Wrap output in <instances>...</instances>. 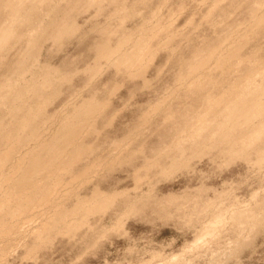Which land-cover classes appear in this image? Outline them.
Segmentation results:
<instances>
[{
  "label": "rangeland",
  "instance_id": "374dc122",
  "mask_svg": "<svg viewBox=\"0 0 264 264\" xmlns=\"http://www.w3.org/2000/svg\"><path fill=\"white\" fill-rule=\"evenodd\" d=\"M54 1H56L54 3L55 5L46 2V5L42 8L43 11H40V8L39 11L36 10L37 12L35 11L29 18L30 22H28L29 20H27V22L25 20L23 23L16 25V27L21 26L19 29V33H21L19 37L22 34H34L32 33L34 29L31 31L30 28H35L42 19L46 21V28L49 27L50 24L53 25V23L55 26H50V29L47 28L49 31L44 30L43 34L39 33V37H34L33 41L35 44L33 43V45L27 44L26 47L23 41H28L26 38L29 36H21V39L18 37L15 39L16 41L13 40V42L18 43L22 41V43L19 42L16 45L13 44V42L10 43V46H12L11 52L8 51L9 47H7V49L5 48L7 53H5L6 51L3 52L4 54L1 53L0 62L3 61L2 57H5V54H8V52L10 53L0 64V78L3 76L0 83L3 81L6 82V78L8 79L11 76V82H18V85L13 82L17 88L19 85L23 86V83H26V81H24L26 79L28 80L27 82L30 83L29 77L31 78L32 73V78L37 77L35 71L23 68L22 71L31 72V75H25L26 79L24 77V82L21 80L19 84L20 80L16 78H19L21 72L20 64L25 61L28 62L29 66L34 68L39 67L35 69L36 72L49 65L47 68H57L56 70H54L55 68L52 69L57 72L58 75L55 78L53 86L55 90H59V94L52 89L54 87H49L48 89L50 91L46 88L48 91V94L46 93L47 95L51 93L53 95L55 92L57 93V95L55 94V98L50 95L53 103L51 99H49L50 96L44 95L45 93L41 94L42 97L38 96V98L36 95H32V97H36L37 99L32 98L31 95H27L31 98L28 97L31 102L24 96L25 99L23 100H26L24 102L28 104L27 108L22 105L23 100L19 102V104L22 105L20 106L18 103H14L12 101L13 99H8L9 97H6L9 102L4 100L6 105L2 102L3 100L0 99V113L5 110L2 109L1 111V108L5 107H7L10 112L9 107L13 104L14 106L19 105V107L24 108L22 109L24 110L23 113L21 112L22 115L20 114L22 110L20 109L19 111V109H16V112L18 111L19 114L16 113V115H14L16 117L19 115V118L17 117L18 119H15L16 117H13V119L9 117L13 112L9 114V112H6L7 110L3 112L4 114H0V120L1 117L3 119L0 122H4L2 123L3 126H0L1 138L4 137L6 139L7 136L15 134L16 132L13 130L16 131L20 117L22 116V120L26 114L28 115L38 106V103L40 104L41 102L42 105V101L45 102L44 100H47L44 98L49 99V101L47 100L48 105L46 103L47 106H43L45 112L42 111L44 114L40 113L41 118L37 117L36 121L39 127V129H37L38 131L43 132L42 129H46L45 132L47 131L46 134L48 135H45V133L41 135L47 136L48 140H46L45 136L43 138L42 136L40 137V135L39 137L36 136L40 133L36 130L38 133L35 136L38 137V139H36L38 142L39 138L41 140L45 139L42 140L44 142H50V136H52L54 132L57 134L58 131L56 128L62 126L61 119L67 118L71 112L73 115V112L83 101L85 104L88 100L91 102L96 100L97 103H94L98 105L93 106H98L99 108L97 107V109L100 111H96L97 113H94V116L92 115L93 118L91 119L93 120L90 119L88 122L82 124L83 129L81 127H79L80 129L78 128L80 131L76 136L74 135V137L76 139L81 132V136H78V138L82 137L80 140L81 142L79 139L77 141L73 136H71L73 139L69 136L70 141L75 140V142H80L79 145H82L81 147L76 142L77 144H72L73 147L74 145L77 147L79 146V148H83L85 151L81 149L82 152L80 150L83 156L81 155V157L79 156L76 158L80 159L75 162V165L74 162L71 161V158L73 156L76 157L77 154H81V152H77L79 148L76 147L75 152V148L71 146L70 141L72 150L68 142V145L66 144L67 147L63 145V148L69 147L68 149H64V151L69 150V153H71L70 151L74 150L75 154L71 153L73 156L71 155L72 157L70 156V158L68 157V152H66L68 153L67 155L66 153L65 155L63 154L61 143L59 147H56L58 151L62 150V155L66 156V161L70 160L71 162H69L73 163L72 167L69 166V162H67L68 164L64 163L65 165L62 164V170L61 168L57 170L60 165L54 167L56 168L55 171L59 174H55V177H59L60 179L57 178V180L53 176L55 172L53 169L54 172L49 174L54 178L50 179V175L47 174L52 181L46 178L47 180H44L45 184L44 181H40L43 185H40V183H38L39 185H35L37 188L32 185H23L22 188V186L18 184L19 189L17 186V189H13L14 187L12 188L14 192L16 191L15 193H18L16 195L11 191L12 189L10 187L12 186L7 187L4 183L2 184L4 187L1 186L0 188V201L4 196L7 198L8 195L5 194L6 192H12L9 194L8 199L14 197L16 201L15 202L14 199L11 198V200H9V205L8 201H3V204H7L11 209L9 210V207L5 205V208H3L5 210H2L7 214L8 212H12V209H15L14 206L19 201H17L16 198L18 195H21L24 201L25 197L30 193L33 195L32 197H34L35 202L31 198L34 204L27 199H25L24 202L20 200L21 202L16 204L18 209V207L23 205L22 203H24V205L28 201V204L30 203L31 205L32 203L33 205L31 206L28 204L25 205L26 207H30L27 208L29 212L23 205L24 208H22L24 211L26 210V213L24 211L20 213L19 211L23 210L21 208L18 209L19 211L16 209L18 212L14 210L16 215L13 211L11 216L0 211V213H2L0 217L5 222L0 220V223H4L3 225L7 224L10 227L5 225L4 227H8V229L4 227L3 229H7L6 231L10 230V232H7L8 235L3 234L5 232L1 229L2 225L0 224V230L3 231H1L2 234L0 233V264H264V156L260 159L255 152L257 155L253 153L249 160L245 158L242 159L243 157H236L231 158V160H233L231 161L229 159L231 157L230 155H219L220 152H224L222 149L225 147V143L224 146L222 145L223 148L220 145L222 149L220 147H207L208 149L203 150L202 148L201 150L197 149L203 153L200 155H197L198 151L194 150L197 152H195L196 156L195 153L193 155L191 153L192 150L188 148L189 151H187L186 154L192 157L190 158V156L188 157L186 155L185 158L181 160L183 161L188 158L187 164L184 160L182 162L184 166L182 167L180 166L181 162L177 163V168L172 165L169 166V168H175L176 171L172 168L173 171L170 172L171 169H169L168 166L166 167V165L170 164V158L169 160H165V158L161 160V162L165 163V165L164 163L159 165L163 168L165 166L164 169L166 173L163 172V174L161 170L164 171V169H160L157 164L162 157L160 156L159 158V153L155 152L156 150L159 152L161 149L162 151L166 149L163 147V144H165L167 140L165 144L167 146L171 139L168 141L169 139L167 137H163H169L171 134L174 135V130L182 127V125L179 126V124H182V120L185 121L186 117H188L189 120V116L191 120L196 114L204 113L202 109L200 110L201 112L198 110L200 106L196 105L198 101L200 103L204 99H207L206 97H210L213 94V96L218 95L222 90L225 91L224 88L227 89L231 84L234 85L233 83H237L241 90L243 87L246 89L248 86L257 87L264 85V0ZM54 1L51 0V2ZM48 2H50V0H48ZM49 6L57 9L55 10L56 12L54 11V14L52 7L51 10L48 8ZM117 7L118 10H116ZM6 13H9V11L7 12L6 10L5 13L4 11L2 12V16L0 17L1 20L4 21V19L7 18V16L4 15ZM48 13L52 14L50 16V18L52 17L51 20L47 18L50 15H47ZM56 14L59 16V18L57 17L58 19L56 18L57 20L54 19ZM56 21L58 22L55 23ZM57 26H59V29ZM62 28H64V30ZM137 29H139V31L140 29H142V31L145 29L146 31L151 30L152 33L151 31L147 32V35L150 33L148 35L149 38L148 36H144L145 38L143 37V39H141V37L134 39V41L131 40V42L126 45L127 47L125 46L122 50L125 52L127 50L128 53L135 52L134 44L136 45V43L141 40L138 46V48H141L140 50H142L141 52L143 55L140 64L136 66L138 68H132L134 71L126 64V68H124L125 66H123V68H118L117 66L119 65L116 66L117 60H115V58H118L120 55L113 57V59H109L107 52H105V47L109 43L111 49L110 47L108 48L109 44L106 48L111 52L113 51L112 48L116 49V46L120 48L119 44L123 39L126 40L131 38L132 34L133 37L135 35L136 37L138 36L140 32ZM62 30L67 33H64ZM28 31L30 32L29 34H27ZM58 31L63 33L59 34ZM146 31L144 32L146 33ZM58 34L62 36L59 37ZM22 37L25 38V40ZM40 37L43 38L42 42H40ZM103 43H105V46ZM13 45H15L14 48ZM28 47L31 51L27 49ZM234 47L239 49L235 56H229V59L228 56H224L229 49L231 50ZM37 48L39 50H37ZM215 49L223 52L224 55ZM24 50L27 53L30 51L26 57L22 56L23 54L27 55V53H24ZM32 50H34L35 53H33ZM214 50L216 51L217 59L219 60L221 58L218 54L219 52L220 55L228 60L226 62V59L222 58L225 60L222 61L227 64L221 62V60L217 61V59L214 58L216 57L214 55ZM95 51L98 52L97 55L101 53L102 58H100V56L98 57ZM21 52L23 54L19 55ZM210 54L214 56L213 58L215 60L209 57ZM29 55L32 58L28 61ZM20 56L24 57L25 60L21 59L22 57L20 58ZM208 57L211 60L208 61ZM205 58L208 64L203 63L205 62ZM249 58H251L252 63L257 66L256 69H258V71L255 70L250 72L251 67L247 62L244 63L245 65L243 64L244 66H241L242 64H240V62ZM198 62L199 64L202 62L203 65L193 70V64L196 65ZM217 62H221V64ZM32 64H35V66ZM96 65L99 67L97 68ZM189 65L192 67L191 71L189 69L190 67H188ZM12 66L14 68H12L13 71L11 69ZM140 67L144 69L141 73L142 75L136 70L140 69ZM129 69L132 71L130 72ZM135 72H137V74ZM189 72H193L190 74L193 78L189 77L192 83L186 77L189 75ZM132 73H135L136 76ZM61 74L62 76L68 75L67 81L60 82V80H64V78L60 79ZM194 74L195 76H193ZM183 76L187 79L183 80ZM180 78L182 82L185 81V83L190 86L187 85L189 89L185 88V83H181ZM206 78L210 80L207 81ZM56 79H58L59 84L56 82ZM192 79L197 81L200 80L199 82H195ZM28 83L24 85L25 88ZM55 85L59 86L57 87ZM21 86L18 88L24 91V86L22 88ZM17 91L20 90L17 89ZM41 92L43 93V90ZM2 94L4 95V92H2L1 95ZM0 97L3 99L2 96ZM39 97L42 99L40 98L39 100ZM32 99L34 100L32 101ZM10 101H12L13 104H10ZM33 102L37 104L35 103V105ZM203 102H205V100ZM23 104L25 105V103ZM203 104L205 105L206 103ZM30 105H32L31 109L33 107L32 110L28 109ZM65 105L66 107H64ZM38 107H40V105ZM79 107H81V105H79ZM189 107L194 108L191 109ZM222 107L223 106H220V108L218 107V111H221ZM25 109L30 111L25 113ZM223 109L224 107L222 111ZM12 110L14 111V109H11V111ZM192 110H198V112L195 113ZM186 111L187 115L185 114ZM7 114L8 118H6ZM57 114L59 117L60 114L66 115H64L63 118H59ZM54 115L59 119H56ZM72 115L70 116L72 117ZM192 115L195 116L193 117ZM48 116L50 119L53 118V120L50 121ZM5 118L6 120L4 121ZM10 118L14 121L11 122V120H9ZM204 118L205 120H203V122H208L210 116H204ZM39 119L40 121L42 119L41 124L44 122L46 123L40 125ZM257 119V121L261 123V119ZM255 120L256 119H254V121ZM263 120L264 118L262 121ZM194 121V123L197 124L199 122L196 120ZM210 121H212L211 118ZM178 122L180 123L176 124ZM12 123L16 128L12 126ZM51 123L52 126H49ZM58 124L60 126H56ZM75 124L74 126H76ZM258 124L259 122L256 125ZM176 125L179 127L177 126V128H175ZM198 126H200V123ZM241 126H244V123ZM245 126L249 127L250 125L246 124ZM251 126L245 129L240 127L241 129H239L241 132L244 129L243 131L246 133L251 129ZM52 127L55 128L57 132L55 129L53 130ZM48 128H51L49 129L50 134ZM10 130H12V134H9L11 133ZM8 131L10 132L8 133ZM29 133H24L20 139L23 140L26 136L24 140L28 137V143L31 139L37 142L33 140L34 138H30L32 135L30 134L29 136ZM206 133H208V131H205L203 136L207 135ZM240 133L238 132L239 137L245 134L242 132V134L239 135ZM13 136L16 137V135ZM2 140L3 139L0 141V147L3 146L4 140ZM228 140L227 142L229 143L231 139ZM6 141L7 140L4 142L5 148L2 147V151L0 150L4 153L7 151H3L7 149L5 145V143H7ZM42 141L39 142V144L37 142L35 145L33 144L35 142H30L31 144L29 143L28 147H24L23 143H26L25 145L28 143L23 141V143L21 142V145H23V147L21 146L22 150L19 140L17 143V145L19 144L18 149L15 147L16 151L12 153V158L10 157L11 160L9 159L2 170L4 171L2 172L3 178L15 172L16 165L14 166V164L16 162H18L19 167L23 166L25 168L30 159H35L34 156L38 158L39 155V158H44L45 160L52 158L51 155L47 154L48 150L46 152L44 151L46 149L40 147ZM62 141V143H64L65 140ZM227 142L226 145H229ZM261 142V140L255 141V144L259 149L264 151V143ZM9 145L8 143V149ZM19 147L21 150H19ZM26 148H31V152L33 149H35V152L37 148L44 150H42V152H40V150L36 151L33 153V157L29 158L26 153ZM210 148L214 150L209 151ZM86 149L88 151H86ZM17 150L20 152L18 153ZM122 150L125 151L123 152ZM43 151L46 152L47 155L43 153ZM121 151L127 157L129 156L133 159L128 157L127 160L126 157V162L122 161L120 163V160H125L121 158L122 156L125 157V155H122ZM24 152L26 155H24ZM109 152L111 154L114 153L111 155ZM41 153L43 155H40ZM116 153H118L117 156L121 153V157L119 156L120 159L114 158L117 157L115 155ZM154 154L157 155V157ZM21 155L29 159L27 162L26 160L24 161L25 165H23L22 162L23 159L26 158L24 156V158H21ZM45 155L51 157L47 159V157H43ZM104 155L108 160L112 156L115 160L111 159V157L110 161L114 162L106 161L107 159L104 158ZM109 155L110 157H108ZM153 155L155 156V160L158 158L156 160L157 162H155ZM67 157L70 159H67ZM17 158L22 161L19 159L17 161ZM101 158H103V160ZM96 159L100 162L102 160L103 164L101 163L102 165H100L99 162L95 161ZM146 159H152L153 161L150 160L149 162L151 164L148 165V163H145ZM73 160L76 161L74 157ZM63 165L64 167L68 165L67 169H65ZM134 166H136V169L139 168V173H134L136 170ZM144 166L148 169V173L144 170ZM148 166H150L152 171H150ZM11 167H13V169ZM87 167L90 169L86 172L85 168ZM83 171L85 173H83ZM6 172L9 173L6 174ZM141 176L143 178L142 180ZM147 176L148 178H145ZM136 181L138 183H135ZM30 186L31 189L33 187L35 190L33 191L32 189L30 191ZM23 189H26V191ZM40 189L41 191L43 189L47 190V192L45 191L46 194L44 190L42 191L46 196L49 195L47 196L49 197L47 201V197L44 198L43 196L45 195L40 194ZM22 190L27 193L24 194ZM98 190L101 193H99ZM35 191L43 196L37 195V192L35 194ZM94 191H96V193L98 192V195L104 192L105 196L108 192V197L114 192L113 194L115 196L111 195L110 198L112 197L111 199L113 201H109L110 199H107V196V198H105L103 197L104 195H101V199L104 198L103 201L99 198V205L96 204L95 206H97V209L98 206H102V208L100 207L97 210L95 206H92L96 203L95 200L98 201L100 195L96 196L97 194H94ZM48 192L52 194H47ZM30 194L28 199H30ZM38 197L40 199H37ZM83 197L86 202L82 200ZM86 197L89 199L92 197L91 200L93 201L91 202V207L96 210H94V212L92 210L93 213H88L83 208L87 205ZM93 197L95 199H93ZM4 198L2 200H4ZM41 198L43 199L41 200ZM91 200L88 201V204ZM78 201L86 205L84 206V204L82 205ZM76 202L83 206L80 208V205H77L81 211L77 208ZM101 202H103L104 207L103 204H100ZM18 204L21 205L19 206ZM6 207H8L7 209L9 211H7ZM89 207L86 206L88 211L91 209ZM129 209H131V212ZM59 213L62 216H60ZM58 218H61L59 220L60 222L57 220ZM49 220L53 224H51ZM55 220L58 221L57 224ZM47 223L48 226L46 227ZM43 226L46 228L42 229ZM47 228H49V230ZM115 230H117V232Z\"/></svg>",
  "mask_w": 264,
  "mask_h": 264
},
{
  "label": "bare ground",
  "instance_id": "6f19581e",
  "mask_svg": "<svg viewBox=\"0 0 264 264\" xmlns=\"http://www.w3.org/2000/svg\"><path fill=\"white\" fill-rule=\"evenodd\" d=\"M52 1H54V0H52ZM58 1V0H57ZM62 1H64V0H62ZM46 2L47 3H55L56 1H54V2H51V0H50V2H48V0H0V17L2 16V12L4 11V13L6 12V10H7V12L9 11V13H6V14H4V15H6L7 16V18H5L4 19V21L3 20H1L0 19V58H1V53L2 54H4L3 52H5V53H7V47H9L8 49V51H12V46H10V43L11 42H13V40L14 41H16L15 39L16 38H18L19 37V34H21V33H19V29H20V27L21 26H17L16 27V25L17 24H19V23H23V21H25L26 20V22H27V20H29V18H30V16L37 10V11H39V8H40V11L42 10L43 11V7H44V5H46ZM59 2H61V0H59ZM106 2V1H105ZM55 5V4H54ZM57 5V4H56ZM51 7L52 6H49L48 8H50L51 9ZM54 7H56V6H54ZM52 9H53V14H54V11L55 10H57V9H54L53 7H52ZM51 9V10H52ZM116 10H118V7H117V9ZM36 11V12H37ZM56 12V11H55ZM36 14V13H35ZM50 13H48L47 15H49ZM58 14V13H57ZM57 14H56V17L54 18L55 20H57L58 18H59V16H57ZM46 15V16H47ZM52 14H50L47 18H49V20H51V18H50V16H51ZM64 16V15H63ZM58 17V18H57ZM57 18V19H56ZM48 20V19H47ZM48 20V21H49ZM54 20V21H55ZM61 21H63V20H61ZM28 22H30V20L28 21ZM45 19H42V20H40L39 21V23L35 26V28L33 27V28H30L31 29V31H32V29H34L33 31H35V32H33L32 31V33H34V34H31L29 31H28V33L27 34H29V35H21V36H29V37H27L26 39H28V41H26L25 40V38H23L25 41H23V43H25V45H26V47H27V44H29V45H33V43H34V37H36V36H38V35H40L39 33H42L43 34V32H44V30L46 31L47 30V28H49L50 26H53L54 25V23H53V25H49V27H45ZM58 21H56L55 23H57ZM59 22H60V20H59ZM60 24H61V22H60ZM59 24V25H60ZM64 24V23H63ZM57 25V24H56ZM14 26H15V28H14ZM47 26V25H46ZM55 26V25H54ZM61 26V25H60ZM122 26V25H121ZM59 26H57V28H58ZM14 28V29H13ZM46 28V29H45ZM140 28H142V27H140ZM149 28V27H148ZM158 28V27H157ZM50 29V28H49ZM59 29V28H58ZM63 30H64V28H62ZM143 29V28H142ZM142 29H140V31H139V29H137L139 32V34H138V36L136 37V35H135V33H134V37H133V34H132V36H131V38H129V39H126V40H124L123 39V41L122 42H120V44H119V46H120V48H118V46H116V49H114V48H112L113 49V51L111 52V51H109V50H107L109 47H110V49H111V45L109 44H107L108 45V48H106L107 47V45H106V47H105V52H107V56H109L108 58L109 59H113V57H117L118 55H120V56H118V58H115V60H117L116 61V66L117 65H119V66H117L118 68H123V66H125L124 68H126V65L130 68V69H132L133 67H136L137 65H139L140 64V61H141V57L143 56L142 55V50H140L141 48H138V46H139V42L141 41V40H139V42H137L136 43V45L134 44V46H135V49L134 48H132V49H134L135 50V52H133V53H131V52H127V50H126V52L124 51V50H122V49H124V47L128 44V43H130L131 42V40H133L134 41V39H136V38H141V39H143V37L145 36H148L150 33H148V35H147V32H149V31H151V30H147L146 31V29L145 30H143L142 31ZM62 30V31H63ZM47 31H49V30H47ZM60 31H61V29H60ZM60 31H58L59 32V34H62L63 32L65 33L66 31H63V32H60ZM68 31V30H67ZM136 31V30H135ZM144 31H146V33L144 32ZM20 32H21V30H20ZM142 32H144V33H142ZM67 33V32H66ZM137 33V32H136ZM151 33H152V31H151ZM24 34H25V32H24ZM58 34V36L59 37H61L60 35ZM131 34V33H130ZM52 35H54V34H52ZM21 36L19 37V39H21ZM45 36V35H44ZM43 36V37H44ZM110 36H111V34H110ZM39 37V36H38ZM47 37V36H46ZM52 37V36H51ZM144 37V38H145ZM41 38V41L40 42H42L43 41V38L42 37H40ZM57 38V37H56ZM148 38H149V36H148ZM38 39V38H37ZM44 39H46V38H44ZM58 39V38H57ZM38 40H40V39H38ZM19 41V40H18ZM17 41V42H18ZM108 41V40H107ZM20 42V41H19ZM18 42V43H19ZM18 43H14L13 42V44H18ZM20 43H22V41L20 42ZM133 43V42H132ZM142 43V42H141ZM144 43V42H143ZM146 43H147V41H146ZM35 44V43H34ZM101 44H102V42H101ZM104 44V46H105V43H103ZM15 45H13V48H14V46ZM28 45V46H29ZM146 45V44H145ZM103 46V45H102ZM32 47H34V46H32ZM93 47V46H92ZM96 47H99V46H96ZM127 47V46H126ZM143 47H144V45H143ZM142 47V48H143ZM6 48V49H5ZM10 48H11V50H10ZM104 48V47H103ZM147 48V47H146ZM25 49V48H24ZM27 49H29L30 50V48L28 47ZM32 49V48H31ZM34 49V48H33ZM119 49V50H118ZM131 49V50H132ZM14 50V49H13ZM36 50V49H35ZM37 50H39L38 48H37ZM114 50H115V52H114ZM130 50V51H131ZM216 51H219L220 50V47H219V50H217V49H215ZM214 50V51H215ZM239 49L238 48H236V47H234L233 49H229L228 50V52H226V54L227 53H229V54H225L224 55V53L223 52H220L222 55H224V56H228V59H229V56L231 57V56H235L238 52ZM27 51V50H26ZM31 51V50H30ZM30 51H28V53L30 52ZM33 51V53H35L34 52V50H32ZM124 51V52H123ZM216 51L214 52V55L216 56V57H214V56H212L213 55V52H212V55L210 54L209 55V57H212L211 59H213V60H215V59H217V54H216ZM222 51V50H221ZM10 52H8V54H5L6 56L7 55H9V53ZM23 52V51H22ZM21 52V54H19V55H22L23 53ZM145 52V51H144ZM148 52V51H147ZM218 52V54H219V56H221V58L219 59V60H221V62H223V61H225V60H223V59H226L224 56H222V55H220V53ZM24 53H27V52H25V50H24ZM28 53H27V55H25V54H23L22 56H28ZM39 53V52H38ZM97 53L98 52H96L95 51V54L97 55ZM123 53V54H122ZM37 54V53H36ZM5 55H3V56H5ZM35 55V54H34ZM146 55H147V53H146ZM5 56V57H6ZM22 56H20V58L22 57ZM98 57L100 56V58H102L101 56H102V54L101 53H99L98 55H97ZM5 57H2V60L4 61V59H5ZM208 57V58H209ZM215 59H214V58ZM30 58V59H29ZM29 58H28V61L29 60H31V56L29 55ZM35 58V57H34ZM207 58V60L209 61V60H211L210 58L208 59ZM223 58V59H222ZM21 59H23V60H25L24 59V57H22ZM21 59H19V60H21ZM19 60H18V62H19ZM96 60V59H95ZM114 60V61H115ZM205 60V62H203ZM202 62L204 63V64H208L207 62H206V58L204 59ZM218 59H217V61H219ZM223 60V61H222ZM2 61V62H3ZM97 61V60H96ZM228 60L226 59V62H227ZM2 62H0V64L2 63ZM200 63L199 64V62H198V64H196V65H194L193 64V70L194 69H197V68H200L202 65H203V63ZM221 62H217L218 64H221ZM226 62H223V63H226ZM249 63L250 64V67H251V71L250 72H252V71H258V69H256V67L257 66H255V64H253L252 63V59L251 58H249V59H247V60H245V61H242V62H240V64H242L241 66H244L245 64L244 63ZM222 63V64H223ZM252 63V64H251ZM114 64H115V62H114ZM126 64V65H125ZM227 64V63H226ZM244 64V65H243ZM18 65V64H17ZM33 65V64H32ZM122 65V66H121ZM192 65V64H191ZM191 65H189L188 67H190L189 69H190V71H191ZM223 65H225V64H223ZM248 65V64H247ZM20 66H21V72H20V74H19V78H16V79H19V80H17V81H19V84H20V82H21V80H22V82H24V81H26V83H28L27 81V79H26V77H25V75H31V72L30 73H28V72H24L25 70H23L22 71V69L24 68V69H26V70H31V71H35V75L37 76V77H33L32 78V76H33V73H32V75H31V78H32V80H31V78L29 77V81H31L30 83H28L27 85H26V88H25V82L23 83L24 85V91L22 90L21 91V89H19L18 87L19 86H21V85H19V86H17V88H16V85H14L13 84V82H15V84L17 83V85H18V82H16V81H13V82H11V80H12V78H6V82L5 81H3V82H5V83H0V84H2V85H0V96H2L3 97V99L0 97V99L1 100H3L2 102H4V100L5 101H7V102H9V100H7L6 99V97L8 98V99H13L12 101L14 102V103H18L19 104V102H21L23 99H25V98H27L28 100H30L31 98L29 97L30 95H31V97H32V95H36V97L38 98V96H41V94H44V95H47L48 93V91H47V89L49 88V87H54L53 85H54V82H55V78L58 76L57 75V72H55L54 70H56L57 68H55V67H52V69L53 68H55L54 70H52L51 68H47L48 66H45V67H43L42 69H39L37 72H36V68H34V67H32V66H29V64H28V62H23L22 64H20ZM33 66H35V64L33 65ZM36 66H37V62H36ZM38 66H39V64H38ZM96 67L98 68L99 66H97L96 65ZM128 67H127V69H128ZM13 68V66L11 67V69ZM39 68V67H38ZM37 68V69H38ZM41 68V67H40ZM136 68H138V67H136ZM143 67H140V69H136L137 71H139L140 72V74L142 73V71L144 70V69H142ZM14 69V68H13ZM13 69H12V71H13ZM96 69V68H95ZM100 69V68H99ZM130 69H129V71H130ZM142 69V70H141ZM93 70V69H92ZM126 70V69H125ZM133 70V69H132ZM131 70V71H132ZM95 71V70H94ZM93 71V72H94ZM97 71V70H96ZM128 71V70H127ZM128 71V72H129ZM130 71V72H131ZM134 71V70H133ZM90 72H91V70H90ZM98 72V71H97ZM101 72V71H100ZM138 72V73H139ZM11 73V72H10ZM14 73V72H13ZM25 73H28V74H25ZM89 73V72H88ZM136 74H137V72H135ZM135 73H132L133 75H135L136 76V74ZM193 73V72H192ZM192 73H188L189 75L190 74H192ZM8 74V73H7ZM187 74V75H188ZM14 75V74H13ZM12 75V76H13ZM16 75V74H15ZM29 75V76H30ZM142 75V74H141ZM186 76L188 79H189V81L192 83V81L190 80V78L192 77L191 75L190 76ZM9 76V75H8ZM65 76V75H64ZM62 76V74H61V76H60V79H62V78H64V80L62 79V80H60V82H62V81H67V79H68V75L67 76ZM193 76H195V74L193 75ZM3 77V76H2ZM1 77V78H2ZM13 77H15V76H13ZM24 77H25V79L26 80H24L23 81V79H24ZM72 77V76H71ZM184 77V76H183ZM190 77V78H189ZM0 78V80H2ZM181 78H182V76H181ZM180 78V81H181V83H185V81H183L182 82V79ZM187 78H183V80L184 79H187ZM193 78V77H192ZM59 79V78H58ZM58 79H56L57 81L56 82H58V84H59V81H58ZM194 79H196V78H194ZM194 79H192V80H194ZM70 80V79H69ZM200 80V79H199ZM199 80L197 81V80H194L195 82L197 81V82H199ZM206 80L208 81V80H210V79H208V78H206ZM187 81V80H186ZM188 82V81H187ZM194 83V82H193ZM13 84V85H12ZM186 84V83H185ZM184 84V86H185V88H187V85L188 84H186L185 85ZM190 84V83H189ZM234 85H232L231 84V86L229 87V88H224L225 89V91L224 90H222V92L221 93H219L218 95H216V96H210V97H206L207 99H204L205 100V102H203V103H206L205 105L202 103V102H200L199 103V101H198V104H196L197 103V101H196V105H200L199 107H198V110L200 111L201 109L204 111V113H200V114H196V116L195 115H192L194 118H192L191 120H190V116H189V120H188V117H186L185 119L186 120H188V121H184V120H182V124H179L180 122H178V123H176V124H179V126L180 125H182V127H179L178 125H176V127L175 128H177V126L179 127V128H177V129H175L174 131V135L173 134H171L170 136H172L171 138H169L168 136H165V137H163V138H168L169 140L168 141H170V139H171V141H170V143L166 146L165 144L167 143V140L165 141L166 143L165 144H163L164 146L163 147H165L166 149H164L163 151H162V149L158 152L157 150L155 151L156 153H159L158 155H159V158H160V156L162 157L161 159H159V161L157 162L156 160L158 159H156L155 160V156L157 157V155H153L154 156V160H155V162H157V164H158V166L159 165H161L162 163H164V162H161V160L163 159V158H165V160L166 159H168L169 160V158H170V164H168V165H166V167L168 166V168H169V166H174L175 168H177L176 166H177V163H180V166L182 167V166H184V164L182 163L184 160V162H186V164L188 163V158H186L187 159V161H186V159H184L183 161H181L183 158H185V156L187 155L188 157L190 156L189 154H186L187 153V151H189V150H192V154L194 155V153L196 152V151H194V150H197V149H200L201 150V148H202V150L203 149H208L209 147H215V148H217V147H220V145H221V147H222V145L224 146V143H225V147L222 149L221 147V149L224 151L223 153L222 152H220V148H219V152H220V156H222L223 154H225V156H228V155H230L229 157V159L231 160V158H236V157H243L242 159H250L251 157H252V154L253 153H255L257 156H259V158L261 159V158H263V156H264V151L263 150H261V149H259L258 148V146H256V144H255V141H258V140H261L262 142L261 143H264V120L262 121V119L264 118V85H262V86H257V87H252V86H248V87H246V89L244 88H242V90L240 89V86L237 84V83H233ZM252 84H253V82H252ZM61 85V84H60ZM23 86H21V88L23 87ZM55 86H59V85H55ZM189 86V85H188ZM56 87V88H57ZM190 87V86H189ZM189 87L187 88V89H189ZM194 87V86H193ZM47 88V89H46ZM17 89L18 90H20V91H17ZM43 90V93L41 92L42 90ZM46 89V90H45ZM51 89V88H50ZM52 89H54L55 90V87L54 88H52ZM51 89V90H52ZM59 89V88H58ZM44 90H45V92H44ZM49 90V89H48ZM50 91V90H49ZM56 92H58L57 90H55ZM2 92H4V95L2 94L1 95V93ZM54 93L53 95H52V93L50 94V95H52V96H54V98H55V94L57 95V93ZM187 92V91H186ZM47 93V94H46ZM202 93V92H201ZM58 94H59V92H58ZM95 94V93H94ZM27 95H29V96H27ZM50 95H47L48 97L50 96ZM210 95V94H209ZM24 96H25V98H24ZM46 96V97H47ZM93 96V95H92ZM30 99H29V98ZM36 97H32V98H36ZM42 97V96H41ZM41 97H39V100H40V98ZM51 97V96H50ZM49 97V99H51V101H52V97L50 98ZM203 97V96H202ZM36 98V99H37ZM44 98V97H43ZM75 98H77V97H75ZM93 98V97H92ZM203 98H205V97H203ZM202 98V99H203ZM34 99H32V101L34 100ZM42 99V98H41ZM44 99H47L48 101H49V99L48 98H44ZM43 99V100H44ZM80 99V98H79ZM90 99H91V97H90ZM201 99V100H202ZM47 100H44L45 102H43L42 101V105H41V102H40V104L38 103V106L40 105V107H38V106H36V108H34V110L33 111H31L28 115L26 114L23 118H22V120H21V112L23 113V111L24 110H22V109H24L23 107H19V105L20 106H26V108H27V106H28V104L26 103V102H24V101H26V100H23V102H22V105L21 104H17L18 106H14V104H13V102L12 101H10V104L12 103L13 105H11V107H14V108H11V107H9V109H10V112L8 111V108L7 107H5V108H1V111H2V109H5V110H7L6 112H9V114H11V112H13L12 113V115H16V113L17 114H19L18 113V111L16 112V109L18 110L19 109V111H20V109L22 110V111H20V121L18 122V121H16V122H18L19 124H18V126H17V123L15 122V124H16V126H17V128H16V126H13V123H12V126L13 127H15L16 128V131L15 130H13L12 128V130L14 131V132H16L15 134H12V130H10L11 131V133H9L10 131H8V133L9 134H12V135H10V136H7V138L5 139L4 137H2L1 138V135H0V138L1 139H5V140H7L6 142L7 143H5V145H6V148L7 149H4L5 148V146H4V142H5V140H4V142H3V146L2 147H4L3 149V151H6L5 153L4 152H1L2 150H1V148L2 147H0V188H1V186H3L2 184L4 183L5 185H7V187L8 186H12V187H10L11 189L13 188V189H15L16 188V186H17V188L19 189V187H18V184L20 185V186H22V188H23V185H32V186H35V185H39L38 183H40V185L42 184L43 185V183L42 182H40V181H46L47 179L46 178H48L49 179V177L47 176V174L48 175H50V174H52L55 170H56V168H54V167H58V165H62V164H66L67 162H69V161H66L65 159H66V156H64L65 155V153L66 152H68L69 153V150H67V151H64V149H68L69 147L71 148V146L73 147V143L74 144H77L78 143V145H79V143L81 142L80 140L82 139V137L81 138H78V136H81V132L79 133V135L76 137V139H77V141H78V139H79V141L80 142H75V137H74V135L76 136V134H78V132L80 131L79 129V127H81L82 129H83V125L82 124H84V123H86V122H88L91 118H93L92 117V115L94 116V113H97L98 111H100L99 109H97V107L96 106H93V105H98V104H95L94 102H96L97 103V101L95 100V98H94V100L95 101H93V102H91L90 100H88V102L87 101H85V102H87V103H85L84 104V101H83V103L81 104H79V105H81V107H79V105H78V107H77V109L73 112L74 114L72 115V112H71V114L70 115H72V117L70 116H68L67 118H63V116L64 115H66V114H60V117H59V115L57 114V116L59 117V118H63V119H61V121H62V126L60 127V128H56L57 129V131H58V133L56 134L55 132H54V134H52V136H50L51 137V141L50 142H44V141H42V140H45V139H40L39 138V142H41L42 141V144L40 143V147L41 148H44V149H46V150H44V149H38L37 148V150L36 151H38V150H40V152H42V150H44V151H46L47 152V150H48V152H47V154H49V155H51L52 156V158H50L49 157V155L48 156H46L47 154H46V152H44L43 151V153H45L46 155L45 156H43V157H47V159H49V160H45L44 158H39V155H38V158H36V156H34L35 157V159L34 158H32L33 157V153H35L34 152V150L35 149H33V151L31 152V148L30 149H27L26 148V153L28 154V157L29 158H32V159H30V161L29 162H27L29 159H27V157H25L24 155H26V153L24 154V155H21L20 157L21 158H26V159H23V162H22V164L23 165H25V163H24V161L26 160V162H27V164L28 165H26V167L24 168L22 165V167H19V165H18V162H16L15 164H14V166H15V172H13L11 175H8V176H6V177H4L3 178V176H2V172H4V171H2L3 170V168L5 167V165L8 163V161H9V159L11 160V155H12V153L14 152V151H16V149H15V147H17V149H18V145L20 144V147L22 146L23 147V145H24V147H28V145H29V143L30 142H35V141H32V139H31V141H29V143L27 142V139H28V137H27V139L26 140H24L25 138H26V134L24 135L25 136V138H23V140H21L20 138H22L21 136L24 134V133H29V136H30V134L32 135V136H30V138H34L33 140H36V139H38V137H39V135H40V137L42 136V138L45 136V135H48V134H46V132H45V130L44 129H42L43 130V132L41 131H38L37 129H39V127L37 126L38 124H37V121H36V119H37V117H40L41 115H40V113H42V111H44L45 112V110L43 109V106H45L46 105V103H47V105H48V101ZM76 100V99H75ZM92 100V99H91ZM190 100H192V99H190ZM200 100V101H201ZM50 101V102H51ZM161 101H163V100H161ZM29 102V101H28ZM30 102H31V100H30ZM6 102H4V104H5ZM23 103H25V105L23 104ZM36 103V102H35ZM34 102H33V104H35ZM43 103H45V104H43ZM52 103H53V101H52ZM75 103V102H74ZM27 104V105H26ZM30 104V103H29ZM37 104V103H36ZM35 104V105H36ZM194 104V103H193ZM6 105V104H5ZM7 105H8V103H7ZM46 105V106H47ZM73 105V104H72ZM204 105V106H203ZM9 106V105H8ZM31 106L32 105H30L29 107L30 108H28V109H31ZM45 106V107H46ZM50 106V105H49ZM105 106V105H104ZM206 106V107H205ZM220 106H223L224 107V109H223V111H222V108H221V111H218V107L220 108ZM0 107H1V105H0ZM44 107V108H45ZM64 107H66V105L64 106ZM169 107V106H168ZM192 107V106H191ZM191 107H189V108H191ZM7 108V109H6ZM99 108V107H98ZM160 108V107H159ZM194 108V107H193ZM193 108H191V109H193ZM11 109H14V111L12 110L11 111ZM32 109H33V107H32ZM31 109V110H32ZM101 109H103V108H101ZM158 109V108H157ZM4 110V111H5ZM26 110V109H25ZM186 110V109H185ZM198 110L196 111H193V112H198ZM4 111H2L1 113H3ZM28 111H30V110H28ZM28 111L26 110V112L25 113H28ZM72 111V110H71ZM97 111V112H96ZM166 111V110H165ZM191 111V112H192ZM5 112V113H6ZM65 112V111H64ZM147 112V111H146ZM189 112V111H188ZM201 112V111H200ZM0 113V114H1ZM155 113V112H154ZM4 114V113H3ZM42 114H44V113H42ZM186 115H187V111H186V113H185ZM191 114V113H190ZM192 114H194V113H192ZM201 114H202V116H201ZM12 115H9V117H12V119H13V117L15 118L16 116L14 115V116H12ZM39 115V116H38ZM171 115V114H170ZM7 116V117H6ZM6 116H4V117H6V118H8V114L6 115ZM19 115H17V117H18ZM45 116V115H44ZM56 115H54V117L56 118V119H59L58 117H57ZM145 116V115H144ZM172 116V115H171ZM204 116L205 117H207V116H210V118L212 119V121H210V118H209V121L208 122H203V120H205V118H204ZM15 118V119H18V118ZM52 117V116H51ZM170 117V116H169ZM174 117V116H173ZM6 118L4 119V121L6 120ZM41 118V117H40ZM48 118H49V116H48ZM143 118V117H142ZM204 118V119H203ZM257 118H259V120L261 119V123H260V121H257L258 119ZM11 118L9 119V120H11V122L12 121H14V120H12ZM43 119V118H42ZM42 119H41V121H42ZM50 119V118H49ZM48 119V120H49ZM56 119H55V121H56ZM65 119V120H64ZM95 119V118H94ZM207 119V118H206ZM254 119H256L255 121H257V122H255L254 121ZM1 120H3L2 119V117H1ZM0 120V121H1ZM8 120V119H7ZM51 120H53V118L52 119H50V121ZM64 120V121H63ZM91 120H93V119H91ZM166 120V119H165ZM171 120H173V119H171ZM194 120H196V121H199L198 122V124L197 123H194L195 121ZM208 120V119H207ZM206 120V121H207ZM38 121H40V119L38 120ZM41 121L39 122L40 123V125H42V124H44V123H46V122H44V123H42L41 124ZM44 121V120H43ZM54 121V122H55ZM59 121V120H58ZM167 122H169V121H167ZM174 122H175V120H174ZM184 122V123H183ZM244 123V126L246 125V124H249L250 126H251V129L250 130H245V131H247L246 133L243 131L245 128H247L248 126H245V128H244V126H241L243 123ZM259 122V124L258 125H256L257 123ZM1 123V122H0ZM2 123H4L3 121H2ZM1 123V125L0 126H3V124ZM50 123V122H49ZM58 123H61V122H58ZM77 126H74V124ZM199 123H200V126H198L199 125ZM73 124V125H72ZM241 124V125H240ZM5 125V124H4ZM39 125V126H40ZM71 125V126H70ZM86 125V124H85ZM85 125H84V127H85ZM10 126H11V124H10ZM49 126H52V123L49 125ZM56 126H60L59 124L58 125H56ZM75 128H74V127ZM250 126L248 127V128H250ZM8 127H9V124H8ZM71 127V128H70ZM73 127V128H72ZM240 127H242V128H244L243 130H242V132H243V136H241V137H239L238 136V132L240 133L241 132V128ZM43 128V127H42ZM53 128V127H52ZM79 128V129H78ZM173 128H174V126H173ZM172 128V129H173ZM240 128V129H239ZM49 129H51V128H48V131H49ZM55 128H53V130H54ZM56 129H55V131H56ZM59 129V130H58ZM36 130L38 131V132H40V133H38V132H36ZM40 130H41V128H40ZM238 130H240V131H238ZM56 131V132H57ZM171 131V130H170ZM170 131H168V132H170ZM205 131H208V133H206L207 135H205V136H203L204 135V133H205ZM53 132V131H52ZM51 132V133H52ZM167 132V133H168ZM242 132L239 134V135H241L242 134ZM38 133V135H36ZM45 133V135L43 136V135H41V134H44ZM166 133V134H167ZM172 133V132H171ZM1 134V133H0ZM49 134H50V131H49ZM56 134V135H55ZM163 134H164V132H163ZM169 134V133H168ZM13 135H16V137L15 136H13ZM28 135V134H27ZM38 136V137H36V136ZM53 135H54V137H53ZM165 135V134H164ZM71 136H73L74 137V139L75 140H72V141H70V137ZM46 137V140H48L47 139V136H45ZM52 137H53V141H52ZM68 137V138H67ZM73 137H71L72 139H73ZM29 138V139H30ZM1 139H0V141H1ZM228 139H231V141L228 143L227 142V140ZM2 140V141H3ZM20 140V143L17 145V143H18V141ZM62 140H65L64 141V143H62L63 141ZM23 141L25 142H27L28 144L27 145H25L24 143H23ZM37 142H38V140H36ZM71 142V146H70V142ZM164 141V140H163ZM229 141V140H228ZM23 143V145H21L22 143ZM37 142H35V143H33L34 145L35 144H37ZM39 142H38V144H39ZM45 144H44V143ZM69 143V147L68 148H63V145L65 146V147H67L66 146V144L68 145V143ZM162 142V141H161ZM226 142H227V144H229V145H226ZM10 144L9 145V149H8V146H7V144ZM61 143V148H63V154L64 155H62V150H60V151H58V148L56 149V147H59V144ZM164 143V142H163ZM31 144V143H30ZM1 145H2V143H1ZM17 145V146H16ZM79 146H81L82 147V145L80 144ZM79 146L77 147V146H75L74 145V147L73 148H75V152H76V147L77 148H79ZM159 146V145H158ZM20 147H19V150H21L22 149V147H21V149H20ZM29 147H31V146H29ZM33 147V146H32ZM86 147V146H85ZM117 147V146H116ZM162 147V146H161ZM208 147V148H207ZM87 148V147H86ZM188 148H189V150H188ZM60 149V148H59ZM83 150V148H79V150L77 149V152L78 153H80L82 150ZM23 150V149H22ZM27 150H28V152H27ZM29 150H30V152H29ZM57 150V151H56ZM71 150H72V148H71ZM81 150V151H80ZM211 150H214V149H212V148H210L209 149V151H211ZM218 150V149H217ZM18 151V150H17ZM25 151V150H24ZM84 151V150H83ZM82 151V152H83ZM86 151H88L87 149H86ZM123 151V150H122ZM122 151H121V153H122ZM125 151V150H124ZM123 151V152H124ZM194 151V152H193ZM198 151V150H197ZM205 151H207V150H205ZM20 151H18V153H19ZM40 152H38V153H40ZM72 154H75V152H74V150L73 151H70ZM82 152H81V154H77V156L75 157V156H73L71 153H66V155L68 154L69 156L68 157H70L71 155L75 158V160L76 161H74L73 160V157L71 158V161H73L74 162V165H75V162H77V160L78 159H80V158H78V159H76L77 157H81V155H82ZM85 152V151H84ZM110 153V152H109ZM108 153V154H109ZM114 153V152H113ZM112 153V154H113ZM121 153L119 154V156L121 155ZM126 153V152H125ZM190 153V152H189ZM190 153V154H191ZM197 153V152H196ZM196 153H195V156H196ZM86 154V153H85ZM107 154V155H108ZM111 154V153H110ZM111 154V155H112ZM117 154L118 153H116L115 155L117 156ZM191 154V155H192ZM200 155V154H203V153H201V151H198V153H197V155ZM228 154V155H227ZM40 155H43L42 153L40 154ZM115 155H113V156H115ZM122 155H125L124 153H122ZM15 156V155H14ZM24 156V157H23ZM83 156V155H82ZM119 156H117V157H114V158H119L120 159V157ZM134 156V155H133ZM224 156V157H225ZM251 156V157H250ZM11 157V158H10ZM19 157V158H20ZM67 157V159H70V158H68ZM108 157H110V155L108 156ZM112 157V156H111ZM110 157V158H111ZM126 155H125V157H121V158H124L125 160H120V163L122 162V161H125L126 162ZM129 157V156H128ZM128 157H127V160H128ZM192 156H190V158H191ZM19 158H17V161H18V159ZM104 158H106L105 157V155H104ZM110 158H109V160H108V158H106L107 160L106 161H108V162H114V161H110ZM130 158V157H129ZM14 159V158H13ZM102 160H103V158H101ZM100 159V160H101ZM111 159H113V157L111 158ZM118 159V160H119ZM130 159H133V158H130ZM149 159V158H148ZM148 159H146V161H145V163L147 164L148 163V165L149 164H151L149 161L151 160V161H153L152 159H150V160H148ZM20 160V159H19ZM101 160V162L100 161H97V159L95 160V161H97V162H99L100 163V165H102L103 164V161ZM113 160H115V159H113ZM118 160H116V161H118ZM145 160V159H144ZM167 160V161H168ZM236 160V159H235ZM234 160V161H235ZM20 161H22V160H20ZM66 161V162H65ZM70 161V162H71ZM94 161V162H95ZM130 161V160H129ZM128 161V162H129ZM164 161V160H163ZM167 161H165L166 163H168ZM231 161H233V160H231ZM69 162V163H70ZM104 162H105V160H104ZM144 162V161H143ZM171 162H172V164H171ZM19 163H21V162H19ZM93 163V162H92ZM98 163V164H99ZM102 163V164H101ZM111 163V164H112ZM118 163V162H117ZM64 164V165H65ZM68 164V163H67ZM97 164V163H96ZM231 164V163H230ZM64 165H63V167H64ZM72 165H73V163H70V165L69 166H71L72 167ZM92 165H94V164H92ZM100 165H98V166H100ZM107 165V164H106ZM117 165H119V164H117ZM143 165V164H142ZM164 165H165V163H164ZM164 165H162V166H164ZM179 165V164H178ZM13 166V167H14ZM58 167L59 169H57V170H60V168H61V170L63 169L62 168V166L61 167ZM89 166V165H88ZM95 166V165H94ZM97 166V167H98ZM112 166H114V165H112ZM147 166V165H146ZM146 166H144L145 167V169L144 170H146L147 171V173H148V169H146ZM157 166V167H158ZM13 167H11L12 169H13ZM67 167H68V165H67ZM67 167H64L65 169H67ZM91 167V166H90ZM106 167V166H105ZM143 167V166H142ZM142 167H140V168H142ZM149 167V169H150V166H148ZM147 167V168H148ZM159 168L160 169H164L165 168V166H164V168L163 167H161V166H159ZM159 168H155V169H159ZM167 168V169H168ZM172 168L173 167H171V168H169V169H171L170 170V172L171 171H173L172 170ZM175 168H173L174 170H175ZM53 169H54V171H53ZM86 170V172L90 169H88V167L87 168H85ZM134 169H136V166H134ZM169 169H168V171H169ZM138 170H139V168L138 169H136L135 170V172L134 173H136V172H138ZM142 170V169H141ZM63 171H65V170H63ZM70 171V170H69ZM111 171V170H110ZM140 171V170H139ZM150 171H152V169H150ZM167 171V172H168ZM176 171V170H175ZM56 172V171H55ZM54 172V177H55V174H58L57 172L55 173ZM72 172V171H71ZM82 172V171H81ZM90 172V171H89ZM163 172H165L166 173V170L164 169V171L163 170H161V173H163ZM7 173H9V172H6V174ZM50 173V174H49ZM60 173H61V171H60ZM80 173V172H79ZM83 173H85L84 171H83ZM133 173V174H134ZM139 173V172H138ZM160 173V174H161ZM164 174V173H163ZM59 175V174H58ZM79 175V174H78ZM81 176H83L82 174H80ZM86 175V174H85ZM52 175H50V179H52V178H54ZM138 176V175H137ZM136 176V177H137ZM77 177V176H76ZM167 177V176H166ZM45 178V179H44ZM56 178V177H55ZM58 179H60L59 177H57ZM56 178V179H57ZM145 178H148V176L147 177H145ZM49 179V180H50ZM56 179H55V181H56ZM57 179V180H58ZM143 178H142V176H141V180H142ZM48 180V181H49ZM62 180V179H61ZM76 180V179H75ZM139 180V179H138ZM45 181H44V184H45ZM50 181H52V180H50ZM146 182V181H145ZM52 183V182H51ZM56 183H58V182H56ZM135 183H138L137 181L135 182ZM8 184H10V185H8ZM48 184V183H47ZM49 184H50V182H49ZM53 184V183H52ZM55 184V183H54ZM136 185V184H135ZM4 187V186H3ZM7 187H5V188H7ZM36 187V186H35ZM16 188V189H17ZM37 188V187H36ZM41 188V187H40ZM43 188V187H42ZM11 190V191H13L14 192V190ZM32 189H33V187H32ZM31 189V186H30V191L32 190ZM50 189V188H49ZM7 190V189H6ZM6 190H5V192H6ZM20 190H21V187H20ZM24 190V189H23ZM22 190V191H23ZM35 190V188L33 189V191ZM37 190V189H36ZM44 190V192L46 191L47 192V190H45V189H43ZM42 190V191H43ZM70 190V189H69ZM97 190V189H96ZM0 191H1V189H0ZM10 191V190H9ZM10 191V192H11ZM21 191V192H22ZM24 191H26V189L24 190ZM23 191V192H24ZM41 193L40 194H44V192L42 193V191H41V189L39 190ZM50 191V190H49ZM99 191V190H98ZM3 192V191H2ZM16 192V191H15ZM14 192V195H16V194H18V193H15ZM36 192L37 191H35V194H36ZM46 192H45V194H46ZM12 193V192H11ZM11 193H8V192H6L5 194H7L8 196H7V198L5 197H2V199L4 198V200H2L1 199V201H2V203H1V201H0V211L2 212L3 210H5V209H3V208H5V205L6 206H8L9 204H10V201L9 200H11V195H10V197L11 198H9L8 199V197H9V194H11ZM27 192H24V194H26ZM32 193H34V192H32ZM51 192H48L47 194H50ZM96 193V191H94V194ZM99 193H101L100 191H99ZM114 193V192H113ZM113 193H111V195L112 196H115ZM116 193V192H115ZM19 194H20V192H19ZM23 194V196L25 197V195ZM30 194V193H29ZM29 194L27 195V197H25V199H27V200H29L30 202L32 201V199L34 200V197H32L33 195H31L29 198L31 199H28V196H29ZM34 194V195H35ZM40 194H38V192H37V195H40ZM44 194V195H45ZM52 194V193H51ZM50 194V195H51ZM71 194V193H70ZM93 194V193H92ZM93 194V195H94ZM97 195L96 196H99L98 197V201H96L95 200V202L96 203H94V205L92 206V207H94L96 204L97 205H99L98 203H99V198L101 199V195H104L103 197H105V198H107L108 197V192H107V194H106V196H105V193L103 192V194H99L98 195V192L96 193ZM117 194H118V192H117ZM92 195V196H93ZM110 195V196H111ZM12 196H13V194H12ZM41 196V195H40ZM43 196V195H42ZM41 196V197H42ZM47 196H49V195H47ZM46 195L45 196H43L44 198L45 197H47ZM110 196L107 198V199H110L109 201H113L111 198H110ZM117 196V195H116ZM16 197V196H15ZM36 197V196H35ZM94 197H95V195H94ZM93 197V199H95ZM17 198V201L20 203L21 201L20 200H22L23 199V197H21V195H18V197H16ZM21 198V199H20ZM48 198L49 197H47L46 198V201L48 200ZM87 198V197H86ZM85 198V199H86ZM92 198V197H91ZM91 198L89 199V198H87V205L85 204V203H80L79 201H81V200H79L78 202L80 203V204H84V206L86 205V206H90L89 208H91V209H89L90 211H88L87 209H86V206L85 207H83L82 205H80V204H78L77 202V204H76V206L77 205H80L79 207L81 208V207H83L84 208V210H86L88 213L89 212H92V210H93V212H94V210L95 209H97V206H95L96 208L94 209H92V207H91V202L93 201V200H91ZM6 199V200H5ZM8 199V200H7ZM12 199H14V201H15V198L13 197ZM25 199H24V201H25ZM37 199H40L39 197L37 198ZM43 198H41V200H42ZM76 199V198H75ZM96 199H97V197H96ZM104 199V198H103ZM103 199H101V201H103ZM113 199H114V197H113ZM115 199H116V197H115ZM82 200H84V197L82 198ZM89 200H91L90 201V203L88 204V201ZM106 200V199H105ZM104 200V201H105ZM143 200V199H142ZM5 201H8L9 203H8V205L7 204H3ZM23 200H22V202H24ZM28 201V202H29ZM38 201V200H37ZM44 201H45V199H44ZM85 201V200H84ZM84 201H82V202H84ZM16 202V201H15ZM17 202V203H18ZM28 202L27 203H25V205H27L28 204ZM33 202V201H32ZM34 202H35V200H34ZM34 202H33V204H34ZM49 202V201H48ZM86 202V201H85ZM107 202H108V200H107ZM7 203V202H6ZM16 203V204H17ZM16 204H15V206H14V208L15 209H12L13 211L15 210L16 212H18L19 210V208H21V209H23L24 207H23V205H24V203H22L23 205L22 206H20L19 204V206L20 207H18V209H17V207H16ZM32 203H31V205H33ZM101 205L103 204V202H101L100 203ZM105 204H106V202H105ZM17 205V206H18ZM24 205V206H25ZM29 206H31L30 205V203L28 204ZM10 206H13V205H10ZM26 207V210L28 211L29 209H27V208H30V207ZM9 207V206H8ZM8 207H6V209L8 208ZM23 207V208H22ZM78 206H77V208L78 209H80ZM102 208V206H98V209L99 208ZM103 207H104V204H103ZM130 207H132V206H130ZM13 208V207H12ZM82 208V209H83ZM128 208V207H127ZM133 208V207H132ZM3 209V210H2ZM18 211H17V210ZM57 209V208H56ZM97 209V210H98ZM136 209V208H135ZM9 210H11L10 209V207H9ZM8 209H7V211H9ZM25 210V211H26ZM103 210V209H102ZM128 210V209H127ZM130 210V212H131V209H129ZM12 211V212H13ZM13 212V213H15V215H16V212ZM23 211H24V209L21 211H19L20 213L22 212L23 213ZM24 211V212H25ZM61 211V210H60ZM59 211V212H60ZM69 211V210H68ZM78 211V210H77ZM76 211V212H77ZM80 211H81V209H80ZM96 211V210H95ZM126 211V210H125ZM3 212H5V211H3ZM2 212V213H3ZM12 212H8V216H11L13 213ZM29 212V211H28ZM28 212H27V214H28ZM63 212V211H62ZM74 212V211H73ZM72 212V213H73ZM79 212V211H78ZM92 212V213H93ZM128 212V211H127ZM2 213H0V216L2 215ZM26 213V212H25ZM86 213V212H85ZM5 214V215H6ZM19 214V213H18ZM52 214V213H51ZM58 214V213H57ZM57 214H56V216H57ZM68 214V213H67ZM81 214V213H80ZM125 214V213H124ZM14 215V216H15ZM59 215H60V213H59ZM71 215V214H70ZM19 216V215H18ZM60 216H62V215H60ZM59 216V217H60ZM89 216V215H88ZM17 217V216H16ZM48 217V216H47ZM1 218V217H0ZM51 218V217H50ZM63 218V217H62ZM80 218V217H79ZM78 218V219H79ZM49 219V218H48ZM61 218H58L57 220L59 221ZM64 219V218H63ZM0 220H3L2 218L0 219ZM57 220H55V223L57 224ZM67 220V219H66ZM87 220V219H86ZM264 220V219H263ZM50 221V220H49ZM54 221V220H53ZM61 221H63V220H61ZM75 221V220H74ZM2 222H4V220L2 221ZM51 222V221H50ZM60 222V221H59ZM5 223V222H4ZM3 223V224H4ZM16 223V222H15ZM61 223H63V222H61ZM68 223V222H67ZM1 224V223H0ZM3 224H1L2 226V230H4L3 229V227L6 225V226H8L7 224H5V225H3ZM51 224H53L52 222H51ZM60 224V223H59ZM118 224V223H117ZM116 224V225H117ZM119 225V224H118ZM48 226V223H47V225H46V227ZM51 226V225H50ZM54 226V225H53ZM60 226V225H59ZM114 226V225H113ZM9 227V226H8ZM8 227H4V228H7L8 229ZM13 227V226H12ZM11 227V228H12ZM46 227H44L43 226V228L42 229H44V228H46ZM55 227V226H54ZM10 228V227H9ZM41 228V227H40ZM50 228V227H49ZM49 228H47L48 230H49ZM67 228V227H66ZM7 229H5L4 230V232L5 233H3V234H7L8 235V233L10 232V230L9 231H6ZM63 229V228H62ZM117 229V228H116ZM2 230H0V233H1V231ZM55 230H57V229H55ZM45 231H47V230H45ZM116 232H117V230H115ZM3 232V231H2ZM8 232V233H7ZM58 232V231H57ZM69 232V231H68ZM42 233V232H41ZM48 233V232H47ZM71 233V232H70ZM2 234V233H1ZM11 234V233H10ZM14 234V233H13ZM60 234V233H59ZM62 234V233H61ZM41 235V234H40ZM43 235V234H42ZM44 236V235H43ZM49 237V236H48ZM47 237V238H48ZM47 240V239H46ZM32 241V240H31ZM37 241V240H36ZM34 242V241H33ZM44 242V241H43ZM40 246V245H39ZM31 250V249H30ZM32 253V252H31Z\"/></svg>",
  "mask_w": 264,
  "mask_h": 264
}]
</instances>
